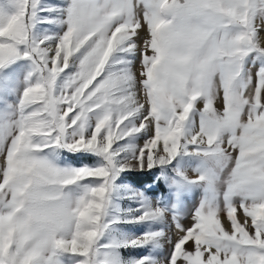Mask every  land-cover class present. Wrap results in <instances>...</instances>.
<instances>
[{"label": "snow or ice", "instance_id": "obj_1", "mask_svg": "<svg viewBox=\"0 0 264 264\" xmlns=\"http://www.w3.org/2000/svg\"><path fill=\"white\" fill-rule=\"evenodd\" d=\"M257 20L264 0H0V264H264Z\"/></svg>", "mask_w": 264, "mask_h": 264}, {"label": "rangeland", "instance_id": "obj_2", "mask_svg": "<svg viewBox=\"0 0 264 264\" xmlns=\"http://www.w3.org/2000/svg\"><path fill=\"white\" fill-rule=\"evenodd\" d=\"M257 22L259 24V27H261L263 29V31H264V21L257 20L256 21V26H257ZM260 33H262V31L259 30V34ZM145 35H146V30H141V32H140L141 38H143ZM138 69H139V62L137 61L136 70H138ZM253 71H255V69H253ZM198 107L202 108L203 105L199 104ZM215 107L217 109H222V101L221 100H217L216 103H215ZM197 123H198V120H197ZM139 143L142 144L143 140H140ZM232 155L235 156L236 153H232ZM69 159H70L71 163H75V164L92 162L90 159H85V160H75V159H71V158H69ZM188 175H189L190 178H195V174H194V172L191 169L188 170ZM132 178L133 179H138V180H143V179L150 178V177H146V176L142 177L139 174H134V175H130V176L127 177V182L134 184L130 180ZM165 194L167 195V189H166ZM152 195H155V193H153ZM202 195H203V192L199 188L193 189V190L189 191L187 194L184 195V197H183V209H182L181 223L183 224V226L185 228L191 226V224H192V218H191L192 217V212H193L194 208L198 205L199 200L201 199ZM125 206H126V202H125ZM237 215H238V218L240 216V221L244 217L242 211H238ZM221 220L224 223V226L227 228L228 225H229V222L227 221L226 217L223 214H221ZM169 224L171 225L170 218H169ZM139 230L140 229H135V231H139ZM168 234L171 236L173 241H175V239H176V230L174 228V225L171 226L168 229ZM167 250H168V245H167V243H165V251L167 252ZM145 251L146 250H136L135 252H133L132 250H129V252H125L124 255L125 256L138 255V254H141V253H143Z\"/></svg>", "mask_w": 264, "mask_h": 264}, {"label": "trees", "instance_id": "obj_3", "mask_svg": "<svg viewBox=\"0 0 264 264\" xmlns=\"http://www.w3.org/2000/svg\"><path fill=\"white\" fill-rule=\"evenodd\" d=\"M136 186H140L142 184H144L147 180H150V178H146V179H143V180H138V179H130ZM159 191L165 193L166 192V189L163 185H160L159 186Z\"/></svg>", "mask_w": 264, "mask_h": 264}, {"label": "bare ground", "instance_id": "obj_4", "mask_svg": "<svg viewBox=\"0 0 264 264\" xmlns=\"http://www.w3.org/2000/svg\"><path fill=\"white\" fill-rule=\"evenodd\" d=\"M259 23H260V22H259ZM257 28H258L260 31H262V33L259 34V37H260V40H261L262 44L264 45V31H263V29H262L261 27H259L258 22H257ZM239 219H240V216H239ZM243 220H244V217L242 218L241 221L243 222ZM223 224H224V223H223ZM187 247L189 248V250H191V248H192L191 243L188 244Z\"/></svg>", "mask_w": 264, "mask_h": 264}]
</instances>
